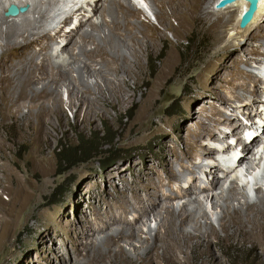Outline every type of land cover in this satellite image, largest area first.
<instances>
[{"label":"bare ground","instance_id":"1","mask_svg":"<svg viewBox=\"0 0 264 264\" xmlns=\"http://www.w3.org/2000/svg\"><path fill=\"white\" fill-rule=\"evenodd\" d=\"M54 1L49 0V6ZM142 1L139 4L144 8L145 4L157 20L169 29L168 18L193 23L205 21L211 14L216 15L217 21L213 26L225 30L219 39L222 40L225 35L233 39L225 46L223 59L218 64L211 63L200 73L201 82L204 76L208 80L204 90L207 85L213 87L212 95L215 98L210 104H207L204 94L191 100V108L199 104L200 110L207 115L200 117L191 111L190 119H195V128H182L184 131L178 134L182 143L179 150L171 143L167 132L161 127L158 129L165 138L161 155L163 158L172 156L176 166L167 160L163 168L165 178L151 166L149 171L130 182L124 174L126 167L117 166L111 170L105 178L106 196L101 198L105 207L94 209L92 220L81 214V219L71 227L75 241L69 242L72 253H68V256L74 257L70 264H152L154 260L163 262L179 259L178 255H185L187 249L207 246L213 238L219 240L215 222L220 223L226 238L242 237L264 254V193L256 185L258 179L254 177V200L244 189L240 191L235 187L236 182L232 180L228 187L224 186L230 178L229 171L226 172L224 168L226 163L234 161L237 151L235 148V154L230 153L232 145L227 141L229 134L237 139L236 143H243V155L236 161L237 166H232L236 170L240 168L239 171L235 170L238 177L243 175L248 178L261 159L255 157L253 149H248L243 136L239 137L243 124L238 114L249 123V136H252L253 130H264V111L260 109L261 104L264 106V96L261 100L258 88L250 84L259 82V74L264 77V59L257 62L260 71L247 69L254 55L264 58V0L257 1L252 19L245 27L239 23L241 15L250 6L247 0H218L216 5L221 6L217 11H209L206 0ZM23 3L22 0L0 2V128H5L8 121L14 126L26 120L34 122V133L38 134L52 113L61 114L60 106L64 102L62 88L72 98L78 99V111L83 108L92 113L98 107L97 99L93 96L102 92L106 93L109 100L117 98L120 108L130 97L123 86L130 82L138 84L133 69L141 73L145 52L156 49L158 41L164 39V34L158 28L137 19L146 8L138 9L132 0H102L92 10L93 17L86 20L84 13L75 6L79 2L73 3L71 13L64 14L63 18L45 13V6L34 3L30 4L27 13L25 11L16 17L3 16L6 5L22 7ZM82 3L90 4L88 0ZM58 11L60 8L54 12ZM223 14L230 16L223 20ZM72 16L79 20L78 27L66 32L63 27L71 22ZM259 18L263 23L258 22ZM58 38H62L66 44L54 52L53 46L58 43ZM241 53L246 55L247 60H242ZM169 68L170 64L165 62L161 70ZM99 81L103 87H100ZM74 106L75 103H69V108ZM23 107L27 111L22 113ZM228 108L232 109L230 114L225 112ZM222 128H228L231 132L223 133ZM259 137L254 138L250 145H257ZM220 142L227 144V147L221 148L222 154L216 147ZM8 149L6 140L0 135V162L8 158L5 154ZM216 155L218 158H214ZM261 156H264V149L258 155ZM212 158L215 159L214 163L204 164L205 160ZM232 167L229 166L230 169ZM241 167L246 168L245 174H242ZM131 169H137L135 163ZM220 173L224 175L223 178L219 176ZM3 176L13 177V173L0 164V183ZM116 179L125 184L124 189L131 194V199L120 190L117 194L108 193L107 187L112 186ZM184 182L188 185L184 186ZM171 184L176 185L175 191L170 189ZM82 185L83 181H80L79 186ZM165 187L169 188L166 190L168 193L164 192ZM213 191L218 193L217 199L212 195ZM80 192L75 198L78 204L81 203L78 199ZM209 201L212 212L222 213L215 222L206 211ZM151 219L162 230L163 237H159L158 245V237L150 227L146 232L148 237L138 239L143 233L139 225ZM184 227L190 228L192 232H184ZM2 228L0 224V241L3 239ZM41 239L44 245L48 239L53 243L50 233ZM136 240L141 242V249L136 253V263H133L122 243L132 246ZM52 243L49 249H53L56 255L58 247ZM82 251L86 253L84 259L80 258Z\"/></svg>","mask_w":264,"mask_h":264},{"label":"rangeland","instance_id":"2","mask_svg":"<svg viewBox=\"0 0 264 264\" xmlns=\"http://www.w3.org/2000/svg\"><path fill=\"white\" fill-rule=\"evenodd\" d=\"M22 1L25 2L22 7H26V13L30 11L31 3L45 6L47 9L45 13L59 18L71 13V6L66 3V0H55L51 6H49V0ZM101 1L92 0L90 4L85 5L79 2L75 6L84 13L86 20L93 17L92 10L97 4L100 5ZM132 1L138 9L143 7L136 1ZM217 2L218 0H206L205 4L209 6V11L213 9L217 11L221 6L219 4L217 7ZM144 6L147 11L143 7L145 12L139 14L137 19L144 24H151L158 28L164 34V39L158 41L156 49H149L145 52L142 58L141 73H138L136 68L133 69L138 84L130 82L123 86L130 94L123 106L119 108L117 98L109 100L106 93L102 92L100 95L93 96L97 99L98 107L92 113L86 112L83 108L78 111L77 107L80 105L78 99L72 98V95L62 88L64 102L60 106L61 114L52 113L50 118L44 121L43 130L38 134L34 133V122L26 120H22L14 126H12V122L8 121L5 128H0V135L9 146L5 153L8 158L2 160L0 164L13 173V177L3 176L0 183V224L3 226L1 235L3 239L0 241V264H63L65 262L70 264L74 257L73 255L70 258L68 256V253H72L69 242L75 241L71 227L81 219V214H84L86 219L92 220V211L105 207L101 198L106 196L104 192L105 178L109 172L117 166H124L126 167L124 173L126 180L130 182L154 166L160 172L161 177L165 178L163 168L167 160L174 166L176 164L172 156L162 157L161 152L164 150L165 138L158 129L160 127L164 129L171 143L175 144L179 150L182 143L178 134L182 128H195V119H190L191 111L196 116L205 117L207 115L200 110L199 104H195L191 108V100L200 97L201 94L206 96L207 104L212 103L215 98L212 95L213 87L207 85L204 90L208 80L204 76L201 82L199 80L200 73L211 63L218 64L223 59L224 48L233 38L225 35V38L219 39L225 30L219 26H213L217 21V16L211 12L207 20L193 23L188 20L178 21L168 18V23L171 26L169 29L157 20L145 4ZM56 8H60L57 13L54 12ZM0 11H2L1 7ZM222 16L223 20H226L230 14ZM260 19L258 22L263 23ZM78 21L76 16H72L71 22L60 27L69 32L78 27ZM93 21L96 20L93 19ZM51 34L53 35L54 32L51 31ZM188 41L191 44H187ZM65 44L66 41L58 38V43L53 46V51H59ZM241 57L243 61L247 60L244 53H241ZM263 59L259 55H254L249 61L247 69L253 72L260 71L261 67L257 62ZM165 62L170 64V68L163 71L161 67ZM73 76H75L74 73ZM258 79L257 84H250L251 87L258 88L261 100H263L264 77L259 74ZM98 83L100 87H103L100 81ZM215 87L218 88L217 85ZM225 92L228 97V92ZM70 102L75 103V106L69 108ZM234 105L240 106L239 103ZM260 109L264 111L262 104ZM231 110L228 108L225 112L230 114ZM21 111L22 113L26 112L27 108L23 107ZM238 115L243 124L241 133H239V137H241L243 130L248 129L249 123L240 114ZM9 127L12 128L8 129ZM107 130L110 135H116L112 141L110 136L106 135ZM222 132L229 134L231 130L222 128ZM215 133L222 136L218 130H215ZM86 139L90 140L95 152L90 154L85 152L80 158H75L74 161L80 162L66 171L65 167L60 165L57 160L59 147L61 145L75 147L78 146L80 140ZM235 140L237 141L229 134L227 141L232 145L230 153L240 154ZM103 143H110L113 149H109L110 146L100 148L99 144ZM247 144L251 151L253 146L250 143ZM224 146L227 147L224 142L216 144L220 154H222L221 148ZM235 148L237 151L234 153ZM109 150L122 151L123 159L115 162L108 170L102 171L99 168L98 160L106 156ZM226 156L224 155V157ZM214 158H218V156L216 155ZM214 161L213 158L205 160L204 164L214 163ZM133 163L137 166L136 170L131 169ZM226 164L224 169L226 172L229 171L230 178L224 186L228 187L229 183L234 181L236 182L235 187L241 189L240 191L244 189L254 200V191L250 193L248 191L250 186L247 183H242L247 177L243 175L238 177L236 168L230 169L229 164L231 163ZM262 167V172L260 171V175L256 177L258 179L256 185L260 186V192L264 193V165ZM219 176L224 177L221 173ZM80 181H83L82 186H79ZM205 182L209 185L207 179ZM183 185L186 186L188 183L184 182ZM256 185L253 181L251 187L254 189ZM124 186L125 184L116 179L112 186L107 187L108 193L117 194L120 190L131 199V194L124 189ZM168 189L165 187L164 192L166 193ZM170 189L175 191L176 185L171 184ZM79 192L81 193L78 197L81 201L80 204L75 201ZM217 194L215 191L212 192L216 199L218 198ZM210 203L209 201L206 211L210 219L215 222L217 216H221L222 213L220 211L212 212ZM178 211L180 210L178 209ZM196 223L199 224V222ZM139 226L143 229V233L138 239L148 237L146 232L150 227L158 237L156 245L159 244V239L163 237V234L155 221L151 219ZM214 226L220 235L219 240L213 238L207 246L187 249L185 255H178L179 259L173 258L163 262L154 260L152 264H264V254L260 248H253L239 236L226 238L220 223L215 222ZM183 230L186 233L192 232L188 227H184ZM48 233H50L53 243L51 239H48L44 245L41 237ZM80 237L83 238L81 235ZM51 243L53 246L57 245L58 254L54 255L53 249H49ZM133 243L134 246H127L124 243L122 245L129 253V260L136 263V253L141 249V242L136 240ZM151 244L152 242H150ZM68 250L70 251L68 252ZM85 254V251H82L80 258L84 259Z\"/></svg>","mask_w":264,"mask_h":264},{"label":"trees","instance_id":"3","mask_svg":"<svg viewBox=\"0 0 264 264\" xmlns=\"http://www.w3.org/2000/svg\"><path fill=\"white\" fill-rule=\"evenodd\" d=\"M187 44H191L190 41L187 42ZM126 119L128 118L125 117ZM106 135H109L111 138V141L116 138V135L114 134H109L108 130L106 131ZM100 141V139H98ZM110 146V147H109ZM99 147H109V149H113L110 143H103L99 144ZM85 152L90 154L91 152H95L94 148L92 147V144L90 140H80L78 142V146H72V147H67L61 145L58 149L57 152V160L60 165L65 167L66 171L70 170L77 162L80 161H74L75 158H80ZM122 151L120 150H109L108 154L106 156H103L98 160V165L99 168L102 171L108 170V168L112 167V165L117 162L118 160L123 159L121 155Z\"/></svg>","mask_w":264,"mask_h":264},{"label":"water","instance_id":"4","mask_svg":"<svg viewBox=\"0 0 264 264\" xmlns=\"http://www.w3.org/2000/svg\"><path fill=\"white\" fill-rule=\"evenodd\" d=\"M250 3V6L247 11L243 12L240 18L239 25L241 27H245L252 19V16L255 11L256 3L258 0H247ZM222 1H220L221 3ZM26 10V7H17L13 4H10L6 11L4 12L5 17H16L19 14L24 13Z\"/></svg>","mask_w":264,"mask_h":264},{"label":"clouds","instance_id":"5","mask_svg":"<svg viewBox=\"0 0 264 264\" xmlns=\"http://www.w3.org/2000/svg\"><path fill=\"white\" fill-rule=\"evenodd\" d=\"M13 5H14V4H13ZM8 6H9V5H8ZM15 6H16V5H15ZM6 9H7V8H6ZM6 9H5V11H6ZM5 11H4V12H5ZM3 15H4V13H3Z\"/></svg>","mask_w":264,"mask_h":264}]
</instances>
